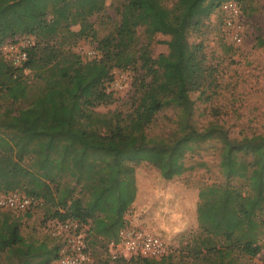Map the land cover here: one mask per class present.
I'll return each mask as SVG.
<instances>
[{"label":"trees","instance_id":"obj_1","mask_svg":"<svg viewBox=\"0 0 264 264\" xmlns=\"http://www.w3.org/2000/svg\"><path fill=\"white\" fill-rule=\"evenodd\" d=\"M104 7L105 0H0V154L14 159L9 169L0 166V191L19 187L37 204L48 203L50 219L77 220L88 225L87 235L108 243L128 226L139 163L151 164L162 181L171 182L193 169L186 163L188 154L216 146L222 181L198 187L195 213L201 234L193 255L201 256L199 264H237L238 254L254 258L264 238V131L232 137L219 107L198 111V102L212 103L217 82L201 88L190 83L178 95L164 94L149 119L135 110L96 111L113 101L107 90L113 69L135 70L137 61L126 50L111 49L121 25L97 37L90 18ZM50 14L67 29L78 26L75 39H95L99 55L82 58L61 45L42 51L35 43L27 48L24 62L11 64L2 45L34 35L49 24ZM256 44L264 47V37L258 36ZM194 58L191 54L190 60ZM191 91H198L195 98ZM165 108L173 110V129L166 135L150 134L153 115ZM197 111L209 115L202 124ZM22 168L31 174L27 182L18 177ZM33 207L0 212V260L56 261L58 240L51 237V244L34 245L22 235L17 213L29 216ZM133 258L142 264H176L170 252L159 259Z\"/></svg>","mask_w":264,"mask_h":264},{"label":"rangeland","instance_id":"obj_2","mask_svg":"<svg viewBox=\"0 0 264 264\" xmlns=\"http://www.w3.org/2000/svg\"><path fill=\"white\" fill-rule=\"evenodd\" d=\"M220 0H105L104 9L91 16L97 37H103L121 25V36L111 49L126 50L134 56L135 70L114 68L113 79L107 90L112 92L113 101L100 104L95 110L109 114L114 110H135L144 119L153 114L158 100L166 93L180 94L188 84L200 88L210 83L219 85L212 103L198 102L199 110L210 111L219 107L220 118L225 120L232 137L264 131V47L256 44L258 36L264 37V0H241L242 13L246 20L241 43L234 44L225 30L221 16ZM222 3V2H221ZM29 37L32 44H39L43 51L50 46L70 47L82 58L99 55L97 41L90 36L75 39L78 26L65 28L62 22L52 20ZM19 37V36H18ZM89 51L93 52L92 56ZM191 54L195 58L190 60ZM29 76H32L29 73ZM195 98L198 91H191ZM24 105V104H21ZM2 100L0 99V107ZM195 115L200 124L209 115ZM105 116L107 119L108 116ZM171 108H165L153 115L149 123L150 134L166 135L173 129ZM14 159L0 154V166L9 169ZM186 163L193 166L180 177L164 182L159 171L147 162L136 166L135 178L138 189L135 203L129 208L126 219L128 226L141 227L157 234L168 246L176 264H199L200 257H194L193 249L199 243L200 229L196 220L195 205L198 201L200 184L222 181L218 168L216 146H204L186 157ZM203 164V165H202ZM22 168L18 177L27 182L30 173ZM6 170H3L4 174ZM16 179V177H8ZM161 188V189H160ZM6 187L2 188L1 193ZM24 193L23 189L16 187ZM156 191L167 203L159 202L161 208L149 217L142 216L148 206L149 197ZM165 192L164 193H162ZM169 192V193H166ZM155 197V196H154ZM172 200V205L170 201ZM148 201V202H147ZM169 205V208L167 207ZM177 207V209H175ZM6 209H0V212ZM52 209L48 203L39 201L30 215L17 213L21 220V232L25 240L37 245L52 243L50 235ZM168 215L181 216L189 226L181 233L172 231ZM172 220V219H170ZM177 220V219H176ZM87 235L88 225H84ZM90 261L88 264H142L139 259H118L110 257L108 243L100 237L87 235ZM263 248L254 258L237 255V264H256L264 261ZM203 249V247L201 248ZM18 257H2L0 264H17ZM37 261L36 258L33 260ZM51 264H57L52 261Z\"/></svg>","mask_w":264,"mask_h":264},{"label":"built area","instance_id":"obj_3","mask_svg":"<svg viewBox=\"0 0 264 264\" xmlns=\"http://www.w3.org/2000/svg\"><path fill=\"white\" fill-rule=\"evenodd\" d=\"M225 30L232 43H241L244 37L246 20L238 0H225L220 5ZM32 45L29 37H15L6 41L1 50L13 65H20L28 57L27 48ZM92 56L93 52L89 51ZM38 200L18 190L0 192V209L25 211L33 207ZM84 225L77 220H52L50 235L58 240L57 264H88L90 253ZM110 257L113 260L129 259L141 256L159 259L169 250L167 244L158 235L141 227L126 226L119 231L117 241L108 242ZM256 264H264L259 261Z\"/></svg>","mask_w":264,"mask_h":264},{"label":"crops","instance_id":"obj_4","mask_svg":"<svg viewBox=\"0 0 264 264\" xmlns=\"http://www.w3.org/2000/svg\"><path fill=\"white\" fill-rule=\"evenodd\" d=\"M161 189V188H160ZM162 193H164L165 194V192H163L162 191ZM166 193H169V192H167L166 191ZM150 196V195H149ZM148 196V199L147 200H149V198H150V201L148 202V206L147 207H145V209H144V213L142 214V216H145V217H149V216H151L152 214H155L154 212L156 211V213H157V211H159V207L161 208V205H159V202H165V203H167L168 202V200H165L164 201V197H162L161 195H160V191H156L155 193H154V196L153 197H149ZM172 200L170 201V204L172 205ZM168 208H169V205L167 206ZM175 209H177V207H175ZM170 219H172V220H170ZM177 219V220H176ZM168 220H169V222H172V224H173V226H172V231L175 233V234H177V233H181L182 231H184L188 226H189V224L187 223V221L185 220V219H181V216H179V218H178V216H173V215H168ZM195 221H197V216H196V220ZM157 235V234H156ZM159 236V235H158ZM160 237V236H159Z\"/></svg>","mask_w":264,"mask_h":264}]
</instances>
